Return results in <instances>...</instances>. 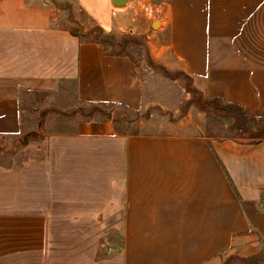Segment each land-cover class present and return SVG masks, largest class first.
Returning a JSON list of instances; mask_svg holds the SVG:
<instances>
[{
  "label": "crops",
  "instance_id": "0c3cea01",
  "mask_svg": "<svg viewBox=\"0 0 264 264\" xmlns=\"http://www.w3.org/2000/svg\"><path fill=\"white\" fill-rule=\"evenodd\" d=\"M67 3L147 38L204 96L264 118V0H0V137L28 133L37 99L66 86L80 103L143 109L130 58L55 23ZM5 157L0 264H213L264 240V140L123 134L108 119Z\"/></svg>",
  "mask_w": 264,
  "mask_h": 264
},
{
  "label": "rangeland",
  "instance_id": "374dc122",
  "mask_svg": "<svg viewBox=\"0 0 264 264\" xmlns=\"http://www.w3.org/2000/svg\"><path fill=\"white\" fill-rule=\"evenodd\" d=\"M55 23L79 34L82 39L92 40L94 35L90 31L100 26L73 3L63 6ZM99 28L107 52H123L136 66L142 82L143 109L80 103L74 97L73 88L66 86L58 94L43 95L37 99L36 107L29 110L28 133L15 138L0 137L1 162L6 161V155L30 140L48 132H71L77 123L85 121L110 119L116 132L123 134H175L236 138L250 142L258 137L264 138V122H250L242 126L243 120L233 113L232 108L222 100L204 96L180 71L171 56H166L164 62L154 60L147 38L128 33L129 27L124 24L121 27L113 25L110 30L102 26ZM239 246V249L214 258L213 264H264V240L252 244L245 242Z\"/></svg>",
  "mask_w": 264,
  "mask_h": 264
},
{
  "label": "trees",
  "instance_id": "16d2710c",
  "mask_svg": "<svg viewBox=\"0 0 264 264\" xmlns=\"http://www.w3.org/2000/svg\"><path fill=\"white\" fill-rule=\"evenodd\" d=\"M90 33H93V35H94V40L96 41V42H98L100 45H102V47L104 48V45H105V41H104V39H103V37H100V34L102 33V31H101V29L99 28V27H95L92 31H90ZM74 34V33H73ZM132 34V33H131ZM133 35V34H132ZM105 38V37H104ZM114 46V45H113ZM115 48H118V47H115ZM104 50L106 51V53L107 54H109V55H111V56H126V57H128V58H130L128 55H126L125 53H123V52H119V51H117V52H111V53H108L107 52V50L104 48ZM211 99H214V100H216L217 98H211ZM218 100H221V99H218ZM226 103V105L228 106V107H230V108H232L233 109V113L235 114L236 113V116H238L239 117V119H241V120H243V124H242V126L243 125H246L247 123H262L263 124V122H264V118H258V117H251V116H249V114L246 112V111H244V109L242 108V107H240V106H238V105H235V104H231V103H227V102H225ZM100 114V113H99ZM101 115V114H100ZM28 135H26V137H27ZM29 136H31V133H30V135ZM25 138V137H24ZM23 138V139H24ZM227 139H233V140H236V141H238V142H241V143H257V142H259V141H261V140H264V138L263 137H258V139H256V140H252L251 142L250 141H242V140H240V139H236V138H227Z\"/></svg>",
  "mask_w": 264,
  "mask_h": 264
},
{
  "label": "water",
  "instance_id": "95a60500",
  "mask_svg": "<svg viewBox=\"0 0 264 264\" xmlns=\"http://www.w3.org/2000/svg\"><path fill=\"white\" fill-rule=\"evenodd\" d=\"M126 3V0H112V5L116 8H120L124 6ZM158 27V23H154L152 25V29H156Z\"/></svg>",
  "mask_w": 264,
  "mask_h": 264
},
{
  "label": "built area",
  "instance_id": "2783aa9c",
  "mask_svg": "<svg viewBox=\"0 0 264 264\" xmlns=\"http://www.w3.org/2000/svg\"><path fill=\"white\" fill-rule=\"evenodd\" d=\"M153 2H162V0H150V3H153ZM144 11L149 17L154 16V8L151 5L145 7Z\"/></svg>",
  "mask_w": 264,
  "mask_h": 264
}]
</instances>
